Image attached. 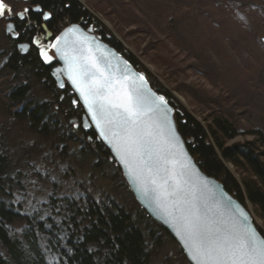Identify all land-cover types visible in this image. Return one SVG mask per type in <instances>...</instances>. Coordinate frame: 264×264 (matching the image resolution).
Wrapping results in <instances>:
<instances>
[{"label": "rangeland", "instance_id": "374dc122", "mask_svg": "<svg viewBox=\"0 0 264 264\" xmlns=\"http://www.w3.org/2000/svg\"><path fill=\"white\" fill-rule=\"evenodd\" d=\"M79 1L198 121L210 123L216 116L230 121L237 135L225 138L227 146L264 130V0ZM64 22L59 20L56 29ZM12 43L0 25V148L10 154L11 176L19 184L7 186L19 217L48 216L63 197L79 204L113 203L135 216L140 206L120 169L80 130L86 131L81 115L70 113L67 95L49 89L30 67L15 74L5 66ZM22 83L30 91L19 107L31 100L42 103L50 116L46 124L32 128L29 117L8 100L10 90ZM226 165L239 178L236 168ZM246 204L264 229L255 207ZM24 224L21 218L14 221L13 232L19 235ZM158 237L151 264H189L171 236Z\"/></svg>", "mask_w": 264, "mask_h": 264}, {"label": "trees", "instance_id": "16d2710c", "mask_svg": "<svg viewBox=\"0 0 264 264\" xmlns=\"http://www.w3.org/2000/svg\"><path fill=\"white\" fill-rule=\"evenodd\" d=\"M41 3L52 10L58 20L68 19L84 28L91 27L97 36L143 73L153 89L174 107L179 132L187 141L200 168L207 175L221 181L227 191L243 205L251 203L264 224L263 129L254 130L252 140L227 146L225 138L232 139L237 135L230 121L219 116L213 117L206 124L198 121L170 91L153 81L149 71L123 48L79 0H42ZM216 4L219 5V2ZM5 61V66L15 74L23 68L33 69L34 74L45 79L49 89L67 95L65 102L70 113L81 115L80 119L84 116L82 106L79 103L74 106L75 95L71 88L67 86L63 91L58 89L50 68L43 64L35 49L23 55L12 43ZM16 80L20 82V79L15 78ZM29 91V86L22 83L11 89L7 98L16 107L23 103L26 105ZM27 106L19 109L21 108L25 118L29 117L32 128L47 123L50 116L45 105L31 100ZM15 113H19V110ZM34 130L41 132L42 129ZM80 130L94 139L96 149L102 155L111 158L108 149L92 129ZM3 148H0V264H151L154 248L159 242L158 236L169 233L140 207L134 216L113 203L88 201L79 204L74 198L63 197L51 207L55 212L45 217H39L35 212L27 213L22 232L19 235L13 232L12 224L19 219L21 211L9 201L7 192L11 187L8 190L7 186L19 184L11 176L12 160ZM226 163L236 168L239 178L229 170ZM147 223L152 224L153 229L148 230L143 226ZM256 225L264 236V229Z\"/></svg>", "mask_w": 264, "mask_h": 264}, {"label": "snow or ice", "instance_id": "6c2138e0", "mask_svg": "<svg viewBox=\"0 0 264 264\" xmlns=\"http://www.w3.org/2000/svg\"><path fill=\"white\" fill-rule=\"evenodd\" d=\"M32 13L43 22L53 19L52 13L39 6L17 11L10 0H0L4 33L23 52L35 48L45 62L53 60L49 50H56L65 62V68L57 73H66L101 137L114 147L128 169L137 191L176 227L192 261L264 264V238L247 223V215L237 208L227 219L221 218L216 211L218 202L192 181L190 165L177 152L179 139L168 118V101L151 92L145 77L132 73L127 62L121 68L112 63L110 54L97 56L102 51L98 42L78 27L69 28L54 43H46V25L37 24ZM33 30L36 34L30 35L27 43L21 42ZM70 33L80 37L71 45L67 40ZM93 43H97L95 49Z\"/></svg>", "mask_w": 264, "mask_h": 264}, {"label": "water", "instance_id": "95a60500", "mask_svg": "<svg viewBox=\"0 0 264 264\" xmlns=\"http://www.w3.org/2000/svg\"><path fill=\"white\" fill-rule=\"evenodd\" d=\"M78 27L80 28L86 36L94 37L95 41L98 42L99 46L101 47V52H97V56H102L104 54H110L109 59H111L113 64L119 63L120 67L123 68L124 62H127V65L130 69V71L137 75H143L147 81L146 87L151 90V92L155 93L157 96H163L160 95L157 91L153 89L150 82L148 81L147 77L141 73L139 70H137L121 53H119L114 47L103 41L99 36H97L93 29L87 28L85 29L78 23H71L66 28H64L62 31L58 33V35L53 39L52 43L55 42L56 38L61 37L68 31L71 27ZM80 39L78 34L70 33L67 37V40L69 44L71 45L73 42H76ZM63 46V45H62ZM79 45H77L78 47ZM92 47L95 49L97 47V43H93ZM49 55L53 57V60L49 62H45L42 58L41 60L46 65H52V63L56 60L57 65L52 68L51 76L54 79V81L57 84V87L60 90H64L65 86L68 85L72 92L74 93L76 100L75 102L79 103L82 106V109L84 111L83 116V128L85 130H93L96 134L99 141L103 143V145L108 149L111 158L115 162V164L118 166V168L121 171V174L128 185L129 190L131 191V194L133 195L135 201L137 204L141 207L142 210L146 212V214L155 222L160 224L168 233L169 235L177 242L179 245L183 255L187 259L189 264H195L194 261H192L189 253L184 248V244L181 241L180 237L177 235V229L174 227L171 223H169L168 218L165 216L162 210L155 208V206H149L148 203H146V198L142 196L140 192L137 191L136 184L133 182L132 177L129 175L128 169L121 163L119 157L116 155L114 147L109 144L107 141H105L99 132V129L95 127V124L91 121L90 115L87 110V106L84 104L83 100L79 97L78 92L75 90V87L71 84V82L68 80V77L66 73L60 72L57 73V69H64L65 68V62L60 58V56L57 54L55 49L49 50ZM61 84L64 86L61 87ZM164 97V96H163ZM165 98V97H164ZM166 99V98H165ZM167 100V99H166ZM168 101V100H167ZM167 107L171 109V111L168 113V118L174 123V130L178 136L179 139V147L177 148V152L182 153V159L185 161V163L190 165V171H191V179L192 181L197 184L205 193V195L209 196L211 200L218 202L219 208L216 209V211L219 214H222L221 218L227 219L229 216L233 214V212L238 208L242 210L245 215L249 218L247 223L250 224L252 227L255 228L257 235L260 238H264L263 234L258 229L254 218L251 214V212L246 208L245 205H243L235 196H233L230 192L227 191L223 183L216 178L207 175L197 164L194 156L191 154L188 146L187 141L183 138L181 133L179 132L177 122L175 119V109L174 107L169 103ZM206 184V187H205Z\"/></svg>", "mask_w": 264, "mask_h": 264}, {"label": "flooded vegetation", "instance_id": "af4514ba", "mask_svg": "<svg viewBox=\"0 0 264 264\" xmlns=\"http://www.w3.org/2000/svg\"><path fill=\"white\" fill-rule=\"evenodd\" d=\"M11 2H13V3H11L10 2V4H11V6L15 9V10H17V11H21V10H23L25 7H34V6H39V7H41V8H43V10L45 11V12H50V13H52V16H53V19L51 20V21H49V22H43V21H41V19H40V17H39V15L38 14H36V13H32V19L34 20V21H36V23L37 24H41V23H43V24H45L46 25V34H47V36H48V39H47V41H46V43H52V41H53V39L58 35V31L56 30V23L59 21L57 18H55V15H54V13H53V11L52 10H50L49 8H46L41 2H42V0H10ZM19 3V6H20V8H17V7H19V6H17L16 4H18ZM66 20H68V19H66ZM65 23V28L68 26V25H70L71 24V22L68 20V23L67 22H64ZM67 24V25H66ZM83 27V26H82ZM90 28V27H89ZM85 29H87V28H85ZM57 31V32H56ZM33 34H36L35 33V30H33V32L32 33H29V35H26V36H24L23 38H22V41L21 42H23V43H27V41H28V39H29V36L30 35H33ZM11 39V38H10ZM12 41H13V43L16 45V48L23 54V55H25V54H27L30 50H32V49H35V48H31L28 52H23V51H21L20 49H19V47L17 46V43H16V41L15 40H13V39H11ZM36 50V49H35ZM37 51V50H36ZM39 58L41 59V57L39 56ZM42 61V60H41ZM43 62V61H42ZM43 64H44V62H43ZM58 63H57V61L55 60L53 63H52V65H46V64H44L45 66H47V67H49L50 68V73H51V71H52V68L54 67V66H56ZM67 88V85L65 86V88H64V90ZM61 91H63V90H61ZM75 103H77V102H75ZM74 103V104H75ZM83 121V116H82V118H81V122ZM75 123H77V121L75 122ZM77 126V124H75V127ZM83 127V126H82ZM87 131V130H86Z\"/></svg>", "mask_w": 264, "mask_h": 264}, {"label": "built area", "instance_id": "2783aa9c", "mask_svg": "<svg viewBox=\"0 0 264 264\" xmlns=\"http://www.w3.org/2000/svg\"><path fill=\"white\" fill-rule=\"evenodd\" d=\"M66 21H68V20H66ZM66 25H67V24H66ZM64 28H65V24L61 25V27L57 28L56 30H57L58 33H59V32L62 31ZM57 31H56V32H57Z\"/></svg>", "mask_w": 264, "mask_h": 264}, {"label": "bare ground", "instance_id": "6f19581e", "mask_svg": "<svg viewBox=\"0 0 264 264\" xmlns=\"http://www.w3.org/2000/svg\"><path fill=\"white\" fill-rule=\"evenodd\" d=\"M19 218H22V219L26 220L24 217H19Z\"/></svg>", "mask_w": 264, "mask_h": 264}]
</instances>
